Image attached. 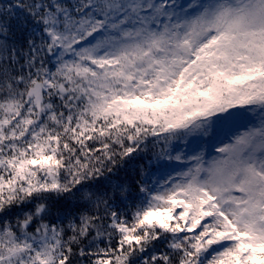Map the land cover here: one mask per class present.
<instances>
[{
    "label": "snow or ice",
    "instance_id": "snow-or-ice-1",
    "mask_svg": "<svg viewBox=\"0 0 264 264\" xmlns=\"http://www.w3.org/2000/svg\"><path fill=\"white\" fill-rule=\"evenodd\" d=\"M0 264H264V0H0Z\"/></svg>",
    "mask_w": 264,
    "mask_h": 264
},
{
    "label": "trees",
    "instance_id": "trees-1",
    "mask_svg": "<svg viewBox=\"0 0 264 264\" xmlns=\"http://www.w3.org/2000/svg\"><path fill=\"white\" fill-rule=\"evenodd\" d=\"M159 247H161V246L158 245V248H159Z\"/></svg>",
    "mask_w": 264,
    "mask_h": 264
}]
</instances>
